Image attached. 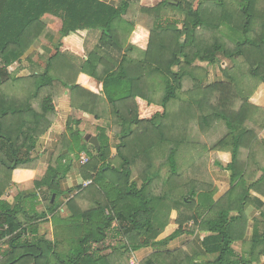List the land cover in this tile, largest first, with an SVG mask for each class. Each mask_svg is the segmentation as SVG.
Here are the masks:
<instances>
[{"label": "trees", "instance_id": "trees-1", "mask_svg": "<svg viewBox=\"0 0 264 264\" xmlns=\"http://www.w3.org/2000/svg\"><path fill=\"white\" fill-rule=\"evenodd\" d=\"M136 2L0 0V264H130L133 252L160 244L157 239L169 221L162 219H169L172 210L178 213L179 229L166 242L193 221L190 232L199 235L201 249L157 252L141 264H253L236 254L233 225L244 218L250 191L264 183V168L250 187L245 185L249 173L235 176L238 183L223 198L237 197L239 215L232 217L223 200L215 203L199 193L194 178L184 179L180 157L187 136L194 146L203 143L205 149L231 153L234 169L242 149L253 151L257 145L264 110L248 101L264 84V0L145 2L136 20L129 21ZM46 17L62 23L56 53L43 73L15 77L9 68L36 44ZM89 31L100 37L81 72L95 79L99 95L51 74L63 52H82ZM104 49L123 51V56H108ZM222 59L230 64L221 66L224 80L203 86L207 67L215 69ZM65 89L73 107L113 118L112 129L120 137L116 155L105 129L99 131L98 151L69 124L34 191L20 192L10 203L4 195L12 175L33 169L41 158L40 139L56 117L55 94ZM171 128L178 130L175 143H168L165 132ZM202 131H208L204 139ZM81 153L89 158L81 166L84 179L92 183L77 187L62 214L61 182ZM42 189L48 195L43 202L37 196ZM41 204L45 210L40 213ZM48 216L61 231L56 240L38 234ZM262 243L264 237L255 236L252 250Z\"/></svg>", "mask_w": 264, "mask_h": 264}, {"label": "crops", "instance_id": "crops-1", "mask_svg": "<svg viewBox=\"0 0 264 264\" xmlns=\"http://www.w3.org/2000/svg\"><path fill=\"white\" fill-rule=\"evenodd\" d=\"M113 6L119 5L121 0H101ZM48 18L55 21L56 24L60 25L62 23L59 19L54 17H46V22ZM100 37V32L98 31H89L87 32L82 52H63L62 57L54 61L51 74L56 73L54 77L62 79L68 84H78L84 88L89 89L92 93L99 95L98 93V84L95 82L93 77L81 72V67L84 61H86L88 54L93 50L95 44H98ZM34 47V46H33ZM32 47V48H33ZM32 48L27 52L28 57L23 59L21 62L25 64L29 63L28 66L31 67L32 60L30 58V53ZM30 52V53H29ZM26 54V55H27ZM108 56L109 53H107ZM114 56V55H113ZM18 64V63H16ZM16 64L14 66H16ZM26 66V65H25ZM25 68V67H24ZM67 71L66 76L59 75L61 72ZM26 71V69H25ZM35 73H39L38 71ZM43 73V72H42ZM32 75V74H30ZM27 75L25 77H28ZM218 79L224 80L222 76H218ZM97 92V93H96ZM249 104L254 107L264 110V84H260L253 92L249 98ZM54 105L56 107V117L54 119L51 129L40 139L41 151L43 154L38 162L35 164L34 168L28 171H16L12 175V180L14 181L11 186L6 190L4 198L10 202H14V198L20 192H31L34 190L35 181H39L45 175L51 160L53 159L54 153L56 151L58 142L61 138L67 134V126L72 124L75 131H79L83 139L87 141L91 136H98L100 129H105L107 135L110 138L109 131L111 132L113 127V118L104 114L100 118H96L93 114L86 113L80 108H75L71 105L70 99V90L65 89L63 95L55 94ZM246 125H251L249 118L247 117ZM173 125H170V127ZM172 132H168L171 136L169 137L168 143L170 140L172 143H175L178 135V130L171 128ZM205 131V129H204ZM202 131V137H206L207 132ZM189 133V132H188ZM186 135H188L186 133ZM180 139V137L178 138ZM88 142V141H87ZM111 142V140H110ZM257 145L253 151L242 149L239 156V164L237 167L232 169V154L226 150H211L205 149L203 143L194 146L188 142L187 136L184 140V160L182 172L184 174V179H193L196 180V185L198 187L199 193H205L210 196L209 199H212L215 203L220 202L228 194L231 188L236 185L238 182L236 180L241 172L242 174H250L245 185L250 187L263 174L264 168V128L259 133V139L256 141ZM174 145V144H173ZM66 152V151H65ZM116 155V149L112 148V156ZM161 158V157H160ZM160 158H156L154 162L153 171L159 167ZM162 160V159H161ZM261 166V167H260ZM143 167V166H141ZM142 169V168H141ZM236 169V171H235ZM20 172L19 176L16 177L17 173ZM165 168L162 170V175H167ZM87 181L84 179L83 171L81 165L77 160L75 165H72L70 171L68 172L66 178L61 182V189L65 193L62 203L61 213L66 214L65 203L76 195L79 190L77 187L83 185ZM158 183V182H157ZM141 182H139V185ZM159 183L156 185V193H159ZM77 191V192H76ZM37 196L40 198L39 201L43 202L47 196L46 190H37ZM70 197V198H69ZM251 199L245 203L243 208L244 218L239 223L233 225V236L236 237V241L233 244V248L236 254L239 257L247 258L248 260L254 261L253 264H264V243L260 244L256 250H252V241L254 237L263 236L264 237V183L258 188L250 191ZM44 198V199H41ZM69 198V199H67ZM196 204L199 205V197L196 196ZM204 201V205L207 206L209 201ZM257 200H259L263 205H261ZM88 201V200H87ZM222 202V207L224 209L231 207L230 215L236 217L239 215L237 212V207H239L237 197H232L230 199H224ZM43 206V207H42ZM41 210L43 212L44 205L41 204ZM204 206H202V209ZM41 213V212H40ZM178 213L174 210L170 213V218H163L162 220L168 221L165 229L162 234L158 237L157 241L160 244H157L153 247L142 248L138 251L133 252L130 264H141L142 261L151 257L157 252H166V251H175L178 249H187L192 250L193 248L202 247V242L199 235L192 234L190 232L193 225V221H190L188 225H185L183 233L177 238L166 242L178 229L179 225L176 223ZM51 216H48V222H44L39 226L38 234L43 236L45 234L51 235V238L57 237L55 232V223L50 219ZM50 221V222H49ZM47 226L49 231H44L42 227ZM49 238V237H46ZM49 238L50 240H52ZM48 239V240H49ZM54 239V238H53ZM56 240V239H54ZM165 243H162L164 242ZM110 243V242H109ZM209 260H213L214 256H207ZM121 264V263H116Z\"/></svg>", "mask_w": 264, "mask_h": 264}, {"label": "rangeland", "instance_id": "rangeland-1", "mask_svg": "<svg viewBox=\"0 0 264 264\" xmlns=\"http://www.w3.org/2000/svg\"><path fill=\"white\" fill-rule=\"evenodd\" d=\"M161 1H163V0H146L145 2L146 3H149L150 5H155L156 3L158 4ZM145 2L140 0L139 3H137V2L134 3L133 6H132L131 11L129 13V16H128L127 20H129V21L136 20L138 14H139V10H140L141 6L143 4H145ZM168 16L169 17L179 18L178 13H175L174 14V12H172V13L169 12L168 13ZM45 21H46V19H45ZM46 25L47 26L44 29L42 35L40 36V38L37 40L36 44L32 48V52L31 53L29 52L30 55H31L30 58L32 60L31 67L28 66L29 63L25 64V62H18V64H16V66H14L15 65L14 64L13 66H11L9 68V71H11L12 75H14L15 77L22 78V77H25L27 75L34 74L37 71L39 73H42V72H44L46 70V66H47L48 60H49V58L51 56H53L56 53V45L61 40L60 25L59 24H56V22L53 21V20H51L50 18H48V21L46 22ZM179 27L182 28V24H179ZM183 39L184 38H182L181 40H183ZM103 51L108 52L112 57H115V58H118V59L119 58H122V56H123V51L119 52V51L112 50V49H104ZM26 54L22 57V60L21 61H23V59H25L26 57H28L29 54H27V55ZM223 65L224 66H226V65H229L230 66L229 61L228 60H225V59L220 60V62L217 63V67L215 69L213 67H211V66L210 67H207V78L204 79L201 82L203 84V86H207V85L213 83L217 79L218 76H222L223 77V72L221 70V66H223ZM246 67H248V66H246ZM25 69H26V71H25ZM241 70L243 72H246L247 71L245 67H243ZM62 71L63 72H61L59 75H61L63 77L66 76V72L67 71H64V70H62ZM53 75L55 76L56 73H54ZM187 85L188 84H185V88L186 89L188 88ZM155 99H157V96L155 97ZM166 123H167V121H165V124ZM117 132L114 129H112L111 132L109 131L112 148H114L119 143V141H120L119 140L120 137L118 135H116ZM165 132H166V135H167L168 132H169V130H167ZM167 136H171V135L168 134ZM180 159H183L184 160V156H181ZM78 161H79V159H78ZM76 162L77 161L75 160L72 165H75ZM69 198H67V199H69ZM38 199H40V198L38 197ZM41 199H44V198H41ZM60 201H61V203H64L63 197L60 199ZM39 206H41V205H39ZM43 209L45 210V206H44ZM37 210H38V212H42L41 207H38ZM44 222L46 223L48 221L40 222L39 223V226H41L42 224H45ZM42 229L44 231H49V228H47L46 225L44 227H42ZM55 229L57 230V226H56ZM48 234H45L43 236L44 237L51 238V235L48 236ZM55 234H56V236L61 237V231L57 230V232H55ZM58 237H53V238L54 239H57ZM49 238H46V239H49ZM53 238H51V239L54 240ZM4 248L5 247H3V249Z\"/></svg>", "mask_w": 264, "mask_h": 264}, {"label": "water", "instance_id": "water-1", "mask_svg": "<svg viewBox=\"0 0 264 264\" xmlns=\"http://www.w3.org/2000/svg\"><path fill=\"white\" fill-rule=\"evenodd\" d=\"M88 143L92 146H94L98 151L100 150V143L98 136H91L89 139H87ZM55 196H53L54 201Z\"/></svg>", "mask_w": 264, "mask_h": 264}, {"label": "built area", "instance_id": "built-area-1", "mask_svg": "<svg viewBox=\"0 0 264 264\" xmlns=\"http://www.w3.org/2000/svg\"><path fill=\"white\" fill-rule=\"evenodd\" d=\"M88 162H89L88 156L85 153H81L80 158H79V164L82 166V165L87 164ZM91 183L92 182L89 181V182L85 183L84 186L86 187V186L90 185Z\"/></svg>", "mask_w": 264, "mask_h": 264}]
</instances>
